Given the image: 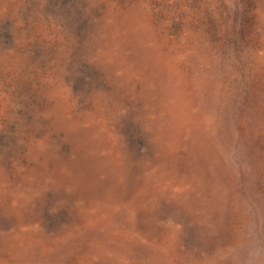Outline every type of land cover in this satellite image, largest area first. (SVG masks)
<instances>
[{
    "label": "rangeland",
    "instance_id": "1",
    "mask_svg": "<svg viewBox=\"0 0 264 264\" xmlns=\"http://www.w3.org/2000/svg\"><path fill=\"white\" fill-rule=\"evenodd\" d=\"M264 235V0H0V264H232Z\"/></svg>",
    "mask_w": 264,
    "mask_h": 264
},
{
    "label": "clouds",
    "instance_id": "2",
    "mask_svg": "<svg viewBox=\"0 0 264 264\" xmlns=\"http://www.w3.org/2000/svg\"><path fill=\"white\" fill-rule=\"evenodd\" d=\"M229 256L232 264H264V235L255 225H248Z\"/></svg>",
    "mask_w": 264,
    "mask_h": 264
}]
</instances>
